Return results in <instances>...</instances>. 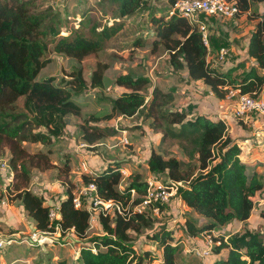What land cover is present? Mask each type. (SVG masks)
I'll use <instances>...</instances> for the list:
<instances>
[{"label": "trees", "instance_id": "trees-1", "mask_svg": "<svg viewBox=\"0 0 264 264\" xmlns=\"http://www.w3.org/2000/svg\"><path fill=\"white\" fill-rule=\"evenodd\" d=\"M107 1L111 8H115V20L136 15L146 9L148 3L147 0ZM179 1L182 0H166L169 9L159 15L152 14L153 35L146 41L151 51L163 48L169 53L168 63L174 71L186 74L188 80L202 81L220 99H225L229 89H239L242 94L258 98L264 89V13L252 12L250 15L261 19L248 44L249 57L255 60L257 66L237 79L235 73L244 69L246 62L225 71L213 66L208 61L209 48L202 34L182 16L170 15L172 7ZM228 1L236 3L241 13L250 11L255 3L264 2ZM87 14V11L83 14L86 26L90 25ZM49 21L58 22L55 18ZM45 22H48V17L45 13L36 12L33 0H0V116H6L4 114L21 98L24 99V109L30 115L29 120L19 123L20 115L8 114L11 120L0 124V158L9 151V166L15 183L8 188L14 189V200L21 202L37 231L51 230V207L45 206L47 200L43 196L27 188L33 169L44 173L54 169L55 165L49 159L51 149L46 153L30 154L22 143L51 146L54 141L62 140L67 128L72 125L68 117L72 116L80 122L84 116L83 106L75 98L82 96L89 88L103 89L108 70L101 63L93 65L87 62L102 50L101 44L77 35L72 40L59 39L54 47L55 53L78 63L77 71L69 75L71 81L59 85L55 83L54 76L39 80L42 72L52 63L45 58L48 47L38 32ZM122 29V25L110 28V34L116 35ZM52 34L58 35L54 31ZM136 44L138 47L144 46L140 42ZM115 83L124 90L117 97L108 99L110 111L104 115L91 114L84 119L83 125H78L81 138L89 145H95L107 136L94 123L109 122L118 117L134 118L144 112L145 118H153L155 125L161 99L170 96L162 93L158 87L153 88V80L149 76L120 74ZM150 96L152 99L146 103ZM159 118L167 124L162 142L170 136L189 140L193 145L187 153L195 158L197 164L187 169L185 163L176 157L166 158L156 150L151 151L147 160L150 173L182 183L178 186L177 197L195 214L207 220L200 224L199 220L186 216L183 225L185 235L198 237L211 234L217 227L231 221H247L254 209V197L264 189V180L256 166L240 158V143L230 136L227 124L204 114L193 115L185 108L164 113L159 111ZM161 127L154 126V131L162 133ZM124 163H109L95 176H83V181L94 182L101 198L120 201L125 206L133 199L132 191H135L132 206L137 205L147 192V181L139 173L131 174L128 184L121 190ZM70 171V162L66 159L59 171L66 179L63 183L68 185L66 198L60 202L59 224L63 235L72 231L85 242L79 257L81 264H130L132 261L144 264L159 260L163 261L162 264H178L182 239L174 236L173 229L165 226L155 228L153 218L148 215L137 214L130 218L117 216L114 219L101 217L99 224L104 235L91 237L89 212L76 209L73 204L74 185L67 179ZM165 209L161 207V211ZM151 228L153 234L148 233ZM143 234L157 244L161 255L151 251L141 255L137 253L132 237ZM214 240L221 243L214 248V252L227 249L228 253L225 258L211 264H264V234L248 230L231 235L227 240L224 235L216 236ZM92 246L97 253L92 251ZM58 264L68 263L63 259ZM186 264H195V261Z\"/></svg>", "mask_w": 264, "mask_h": 264}, {"label": "rangeland", "instance_id": "rangeland-1", "mask_svg": "<svg viewBox=\"0 0 264 264\" xmlns=\"http://www.w3.org/2000/svg\"><path fill=\"white\" fill-rule=\"evenodd\" d=\"M147 1V8L143 11L129 18L115 20V8H111L107 0H33L36 12L45 13L46 17H48V22L43 23L38 32L40 38L48 47L45 58L52 61L49 68L42 72L39 80L54 76L56 77L55 83L59 85L71 81L69 75L77 71L79 65L75 60L65 55L55 53L54 47L59 39L72 40L77 35L83 36L88 41H96L101 44L102 50L95 57H91L87 60V62L93 65L101 63L105 65L108 70L106 72L107 77L105 78V86L103 89L89 88L82 96L75 98V100L83 106L84 116H82L80 122L75 120L72 116L68 117V121L72 123V125L67 128L64 140L54 141L51 146L31 144L28 142L22 143V146L30 154L46 153L51 149L49 159L51 163L55 165L54 169L48 170L42 174H38L39 172L33 169V173L35 174L32 176L28 189L36 188V190L40 189V191L47 192V196L54 201L58 200L60 196L64 194L63 192L56 193V189L61 186L66 195V188L68 185L63 183L66 179L59 174L66 159H69L71 168L67 179L70 180L73 185L79 181L81 178L79 173L81 171L82 162L79 155L75 151L70 150L74 142H78L77 144L80 145V141L77 139L79 134L78 125H83L84 119L88 118L91 114L96 113L104 115L110 111L108 99L117 97L124 90L119 88L115 83L117 75L120 74L149 76L153 80V88L154 86L158 87L162 93H168L170 96L161 99L160 110H157L158 115L155 116V125L154 119H146L144 112L134 118L118 117L109 122L101 121L94 123L96 127H100L99 131L107 133V136L99 142L98 147L89 148L88 152L93 156L103 155V157L109 161H125V167L129 177L131 174L139 173L145 180L152 175L146 165V160L150 156L152 150L163 153L166 158L176 157L178 160L185 163L186 169L190 165L195 166L197 164L195 158L193 156L190 157L187 153V151L193 148L189 140L174 139L167 136L165 141H161L164 134L163 132L165 131L164 127H166L167 124L164 120L159 118V111H163L164 113L182 107L184 105L183 103L189 97V90L186 89L189 85L183 80V74L181 72H176L170 67L168 63L169 53L163 48L158 49L156 52H152L150 45L146 44V41L151 39L153 35V26L151 23L152 14L159 15L169 9L166 0ZM86 11L90 18V25L88 26H86L83 21V14ZM51 18H55L58 22L51 23L49 21ZM208 24H211V19ZM118 25H122L123 29L116 35H111L110 28ZM104 30L107 32H104ZM53 31L58 35H53ZM138 42L144 46L138 47V44H136ZM209 43L211 44V40ZM210 61H212V58ZM236 78L239 79L241 76ZM149 89L151 95V85ZM192 89L196 90L197 87L194 86ZM201 93L204 92L201 91ZM151 99L152 96L148 97L146 103H149ZM23 102V98L19 99L15 106L4 114L6 116H0V124L11 120V118H9L10 116H7L8 114L20 115L19 123L29 120L30 115H28L27 111L24 109ZM186 108L190 113L193 111L192 106ZM259 118H261L262 122L257 123ZM244 120L245 121H239L240 126L245 129L251 127V129L255 130V132L253 131L254 133L264 132V115H250ZM251 120L252 122L249 123ZM246 121L247 123H245ZM154 126H163L161 127L162 133L155 132ZM115 133L116 135H114ZM124 137L128 139V144H124L121 141ZM257 137L258 135L255 136L254 139H257ZM74 138L76 140H74ZM259 149H262V147ZM261 153L264 157V148ZM10 157L11 155L9 151H7L6 155L2 158L6 161L4 163L9 164ZM100 157L102 156H99V158ZM96 160L98 159H89V166L93 167ZM2 164L3 163L0 162V169L9 168V165L3 166ZM129 177L122 182V186L120 187L121 190L128 184ZM157 177L163 182L167 179L164 175H158ZM12 178L13 176L10 178V181H6L5 185H0V188H4L5 193L7 191L5 187L15 183V178L14 182H12ZM40 195L43 196V194ZM14 197H9L10 202L17 208L18 204L13 201ZM177 199L175 200L177 201ZM172 204L173 207H175V203L173 202ZM172 204H170V208ZM177 204L179 205L180 202H177ZM174 214L175 215L169 214V207L166 206L164 211H161L159 214H152L151 218H153L156 227L165 226L168 229H173L176 238L186 239L187 236L183 230V225L185 224V217H191V215L183 213L181 216L177 211H174ZM181 218L184 219L182 222L179 221ZM93 227L94 228L90 230L91 237L100 236L104 233L95 228L101 227L99 221ZM151 229L148 230V233L153 232V229ZM21 230L23 233L10 235L9 231L5 229L0 237L7 238L13 235L26 237L28 235L24 233L28 234L27 231L31 229L28 223L25 222ZM258 230V233L264 234V230ZM70 237V233L58 236L59 240L64 241V246H60L58 243L48 244L43 247L34 246L31 248L24 244L21 246L14 245L0 253V264L3 262L5 264H58L59 261L63 259H66L68 264H80L81 259L76 257L75 253H71L72 249L70 245L72 244V240ZM132 239L136 245L138 254L141 255L145 251H151L156 255H161V251L158 250L157 244L145 238L144 234L133 236ZM182 246V251L179 253V258L177 259L178 264H186L191 260L195 261V264H202V260L199 262L197 259L200 258L199 256L190 253L189 256H186L184 253V249H186L185 244ZM210 258L215 261V254L210 256ZM130 264H135V262L132 261ZM144 264L159 263L158 261L153 263L146 261Z\"/></svg>", "mask_w": 264, "mask_h": 264}, {"label": "crops", "instance_id": "crops-1", "mask_svg": "<svg viewBox=\"0 0 264 264\" xmlns=\"http://www.w3.org/2000/svg\"><path fill=\"white\" fill-rule=\"evenodd\" d=\"M252 12L254 14L264 13V2L255 3L252 6V9L250 11L243 12L233 18L211 16V17H207L208 19L207 18L205 19L207 26H208V31H210L209 36L211 40V44L209 43L208 45V48H209L208 61L212 62L213 66L218 67L221 71H225L227 69L235 67L241 62H246L245 68L235 73L236 77H239V76L243 77L246 74V72H248L253 66H257L255 60L249 57L248 44H249V39L252 33L256 30L257 25L261 21V19L260 18L256 19V17H253V16L250 17ZM210 19H211V24L209 25L208 23ZM224 47L228 50V54L223 59H220L219 52H220V49ZM211 58H212V61H210ZM182 78L189 85L186 87V89L189 90V97L183 103L184 105L182 107H179L178 109H184L188 106H192L193 111L191 113L204 114V115H207L212 120L224 121L228 126V132L230 136L234 140H238L240 143V146L242 149V154L240 158L244 162H247L251 165L256 166L257 170H259L261 177L264 180V157H263V154L261 153L262 149L264 148V132L254 133L255 130L251 129V127H249V129H245L244 127L240 126L239 121L240 120L245 121V120L235 117L234 106L232 105V103H230L229 106L226 105L224 109H221L220 105L224 103V99H220L216 97L203 84L202 81L188 80L186 74H183ZM194 86L197 87L196 90L192 89L194 88ZM201 91H203L204 93H201ZM259 98L264 99V91H262ZM251 122L252 120L249 121V123ZM260 122H262L261 118H259L257 123H260ZM245 123H247V121ZM257 135H258L257 139H254V137ZM77 139H79L80 145L77 144L78 142L77 143L74 142V145L71 147L70 150L75 151L79 155L82 163H81V171L79 173L81 178L79 179L77 183L74 184V187L83 182V176L85 175L91 176L90 175L91 172H94V174H97L101 172L109 163L122 162V160L109 161L106 158H104L103 155H99V156H102L100 158L98 155L93 156L92 154L88 152L89 151L88 149L98 147L99 143L95 145H89L86 141H84L81 138L80 134H78ZM62 140H64V138ZM74 140L76 139L74 138ZM261 147L262 149H259ZM93 158H97L98 160H96V162L93 164V167H90L88 164V160L89 159L91 160ZM148 159L149 157L147 158V160ZM0 160H1L0 161L1 163L6 162L2 158H0ZM147 160H146V165H147ZM83 163H86L88 172L83 171L82 169ZM122 169L126 170L125 163ZM34 174L35 173H33V175ZM38 174H42V173L39 172ZM12 176H13L12 182H14V174L10 166L7 169H0V185L1 186L5 185L6 181L8 180L10 181V178ZM8 187L9 186L5 187V189L7 190L6 193L4 191V188H0V235L3 233L5 229L9 231L10 235L23 233L21 230V227L23 223L25 225V222L28 223L31 230L27 231L28 234L27 233H24V234L29 235L35 232L36 231L35 223L32 220V218L29 217L28 213L24 210V207L22 206L21 202L19 200L13 199V201L16 204H18L17 208L11 204L9 197L11 196L14 197L16 192L14 191V189L12 188L9 189ZM28 190L33 191L37 195L43 194V197L45 195L46 196L48 195L47 192L40 191V189L36 190L35 188V189H28ZM61 192H63L64 194L63 195L60 194L61 196L58 200L53 201L49 196L47 197L45 196L44 198L47 200V202L45 203V206L60 207V202L66 198L65 192L62 190V187L60 186L58 187V189H56V193H61ZM175 199H173L174 201L172 200L170 203L172 204L174 202L175 207H173V204L171 205V208H170V205L168 206L169 214L175 215L174 211H177L179 215L181 216L183 213H187L188 215H191L192 218L199 220L200 224L207 222L206 219L195 214L190 208H188L181 199H177V201ZM253 201H254V209L252 211L250 218L247 221H244V222L231 221L224 226H219L213 231L214 237L219 236V235H224L227 240L231 235L238 234V233L242 234L248 230L253 231V232H259L258 229L264 230V189L257 193ZM177 202H180V204L178 205ZM182 220L184 219L181 218L179 221L182 222ZM92 228L94 227H90V230ZM95 228H97L98 231H103L102 227H95ZM226 231H229V232H226ZM101 235H104V233H102ZM70 236L72 240V244L70 245L72 249L71 253L73 252L72 254H74L77 250L82 248L85 242L79 240L73 232L70 233ZM181 244L182 245L185 244L186 249H184V253L186 254V256H189V252H188L189 250L191 251V250L198 249V250L203 251L205 249H208L209 247L208 241L204 234L198 237H186V239H182ZM227 253H228V250L224 249V250H221L220 253L212 252L210 256L215 254L216 260H219L221 258H225L227 256ZM210 256H207L201 259L197 258V259L199 260V262H201L202 260L201 262L202 264H211L214 261L210 258ZM2 264H5V263L3 262Z\"/></svg>", "mask_w": 264, "mask_h": 264}, {"label": "built area", "instance_id": "built-area-1", "mask_svg": "<svg viewBox=\"0 0 264 264\" xmlns=\"http://www.w3.org/2000/svg\"><path fill=\"white\" fill-rule=\"evenodd\" d=\"M241 13L236 3L228 0H182L176 3L170 12V15H180L187 19L189 24L196 28L203 37L205 44L209 45V31L205 21L207 17H225L233 18ZM203 17V19H202ZM228 54V50L224 47L220 49L219 58L223 59ZM229 103V104H228ZM234 106V115L236 118L245 119L250 115L262 114L264 115V99L254 98L248 94H242L239 89H229L224 103L220 105L221 109H224L226 105ZM124 144H128L129 141L126 137L122 139ZM3 166L9 165L6 163ZM8 167V166H7ZM84 172H88L86 163L82 164ZM123 181L129 177L125 169H121ZM93 177L96 174L91 172ZM158 175L152 174L146 181L148 189L146 194L142 197V202L132 206L136 192L132 191V200L125 206L120 201L105 200L98 194V188L94 182L85 183L84 181L75 186L72 190L73 204L76 209L87 210L90 214V226L101 219V217H109L114 219L117 216L123 218H130L133 215H148L159 214L161 207L169 206L171 201L177 197L178 186L182 183L166 179V181H160ZM179 199V198H178ZM50 229L47 231H35L26 237L18 235L8 236L7 238L0 237V253L12 247L14 245H27L30 248L34 246L43 247L48 244L58 243L60 246H64V241L58 239V236L62 235L61 225L59 221L61 219L60 207H51L49 211ZM72 232V231H71ZM208 241V249L201 250H189L190 254H195L200 258L210 256L214 252V248L220 246V242H215L214 232L211 234H204ZM92 251L97 253V249L92 246ZM76 257H80L81 249L75 252ZM159 264L163 261L159 260Z\"/></svg>", "mask_w": 264, "mask_h": 264}]
</instances>
